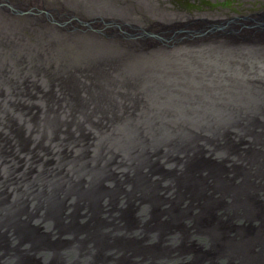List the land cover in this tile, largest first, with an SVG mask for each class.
Returning <instances> with one entry per match:
<instances>
[{"label":"bare ground","instance_id":"6f19581e","mask_svg":"<svg viewBox=\"0 0 264 264\" xmlns=\"http://www.w3.org/2000/svg\"><path fill=\"white\" fill-rule=\"evenodd\" d=\"M9 1L10 7L0 3V183L11 191L4 198L0 192V261L13 259L11 249L20 251L28 240L20 234L27 225L14 218L37 217L27 213L22 195L40 198L45 218L38 222L53 226L51 204L59 194L69 222L77 208L92 209L87 190L114 156L116 135L165 141L155 154L173 162L181 134L189 149L191 136L219 145L226 131L242 123L252 129L254 114L264 117V34L244 40L218 32L183 35L202 20L156 0H20L25 17L16 12L20 2ZM37 4L42 15L30 12ZM74 149L78 155L67 156ZM142 153L124 155L132 174L146 165ZM11 159L21 164L3 175ZM11 193L18 194L13 201ZM7 236L11 249L4 246Z\"/></svg>","mask_w":264,"mask_h":264},{"label":"water","instance_id":"95a60500","mask_svg":"<svg viewBox=\"0 0 264 264\" xmlns=\"http://www.w3.org/2000/svg\"><path fill=\"white\" fill-rule=\"evenodd\" d=\"M193 24L191 29L182 27L185 30L180 33L218 32L244 40L264 34V12ZM252 120L254 128L242 123L243 129L226 131L219 145L189 137L192 151L181 134L173 162L165 154H155L165 141L148 134L116 135L114 156L99 181L87 190L92 209L77 208L69 222L70 211L59 194L51 204L53 226L46 219L38 222L41 215L45 218L44 209L37 206L40 198L31 201L32 197L21 196L27 213L37 217L14 218L16 225H27L22 229L26 234L20 232L28 240L18 246L19 256H30L31 264H191V252L196 251L193 264H264V117L254 114ZM134 150L143 151L146 165L132 174L124 155ZM103 153L108 156L107 151ZM20 164L11 159L1 173L8 176ZM1 183L4 198L9 183ZM17 195L11 193L9 201ZM14 244L13 237L7 236L5 248ZM13 262L8 256L0 264Z\"/></svg>","mask_w":264,"mask_h":264},{"label":"rangeland","instance_id":"374dc122","mask_svg":"<svg viewBox=\"0 0 264 264\" xmlns=\"http://www.w3.org/2000/svg\"><path fill=\"white\" fill-rule=\"evenodd\" d=\"M17 1L20 2V7L18 9H16V12L21 17H25L27 10L22 5V2L20 0H17ZM156 1H158L161 6H165V8L167 10H172V11L180 12V13H186L185 15L188 14L187 17L199 19L202 21H203V18H207V17H210L209 19H218V18H222V17L232 18V17H237V16H246V15H250L253 13L264 12L263 10L257 11V10H260L261 8L264 7V5H263L264 2H261V5L258 6L259 1H255V0H162V1L156 0ZM9 2H10L9 0H0V3H2L4 6H7V7H10ZM30 8H31V11H30L31 13L42 15V13L37 12V10L41 11L40 5H38V4L34 5V6L30 5ZM253 11H255V12H253ZM216 17H218V18H216ZM180 23H183V22H180ZM173 24H174V26L177 27L176 23L173 22ZM96 25H97V23H95L93 26H96ZM122 25L123 24H119V26L121 28H122ZM119 26H118V28H119ZM203 27L204 26H202L201 28H203ZM134 30H136L139 34H145L144 37L146 39H149V36L147 33L142 32L140 29H134ZM135 65H137V63ZM146 66H147V64L146 65H140V67H146ZM198 91H196V92H198ZM112 103L113 102H110V104H112ZM180 112L183 113L185 111L183 109L177 110V114H181ZM52 130L53 129L51 128V131ZM77 155L78 154H73V155L72 154L70 155L69 153L67 154V156H77ZM80 155H84V154L80 152ZM59 158L64 159L65 155L62 158V154L59 153ZM54 159H57V158L54 157ZM60 159H57V160H60ZM96 167H98V166L96 165ZM102 167L106 168L105 166H102ZM78 171H79V169H78ZM19 205H17V206H19ZM127 221H128V218H127ZM127 221H126V223H127ZM34 237H35V239H37L38 241H40L42 243V240L39 236L35 235ZM15 251H16V260L12 264H31L32 263V259L30 256L28 258H27V256H24V257L19 256L20 251H17V249ZM191 253H193V256H192V260H189V261H192L191 264H193V259H194V257H197L198 253H196V251H192ZM20 259H21V262H20Z\"/></svg>","mask_w":264,"mask_h":264},{"label":"flooded vegetation","instance_id":"af4514ba","mask_svg":"<svg viewBox=\"0 0 264 264\" xmlns=\"http://www.w3.org/2000/svg\"><path fill=\"white\" fill-rule=\"evenodd\" d=\"M255 1H259V4H258V6L259 5H261V2H264V0H255ZM263 5H264V3H263ZM264 11V7L263 8H261L260 10H257V11ZM253 12H255V11H253ZM184 14H186V13H184ZM188 15V14H187ZM54 154H56V153H53L52 155H54ZM52 157H54V156H52ZM89 178V177H88ZM12 250V257H13V260H16V251H15V249H14V247L11 249ZM0 253L1 254H4L5 255V250L4 249H2V251H0Z\"/></svg>","mask_w":264,"mask_h":264}]
</instances>
